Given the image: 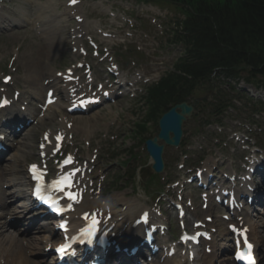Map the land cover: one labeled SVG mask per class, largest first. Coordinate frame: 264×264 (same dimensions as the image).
<instances>
[{
  "label": "trees",
  "instance_id": "obj_1",
  "mask_svg": "<svg viewBox=\"0 0 264 264\" xmlns=\"http://www.w3.org/2000/svg\"><path fill=\"white\" fill-rule=\"evenodd\" d=\"M195 1L201 8L208 6L205 9L210 14H218L214 34L225 30L229 38L237 34L240 47L238 53L229 58L230 62L245 63L258 73H264V0Z\"/></svg>",
  "mask_w": 264,
  "mask_h": 264
},
{
  "label": "bare ground",
  "instance_id": "obj_2",
  "mask_svg": "<svg viewBox=\"0 0 264 264\" xmlns=\"http://www.w3.org/2000/svg\"><path fill=\"white\" fill-rule=\"evenodd\" d=\"M39 0H23L22 4L19 5L18 11L20 13V17L26 19L28 18L30 15L28 14V11L25 10L26 4L27 3H32L36 5V9H35V13L33 15V17H41L39 11H40V7L41 5L36 4V2H38ZM2 16V15H1ZM0 16V17H1ZM12 22H16V21H12ZM60 22H62V20H60ZM14 24V23H13ZM12 25V23H11ZM10 27V26H9ZM27 47L29 49L25 50V54L27 56H29L30 59V63L32 65V67L34 66V68L38 67L40 70H42L43 68V54H42V50L39 47H36V43L34 41H30L27 43ZM33 90L36 91L37 93H41L43 94L45 91V85L44 83L41 84V78L39 77L37 79V81L34 84ZM1 96V94H0ZM25 100H27L26 98H24ZM24 104L23 102L21 103V105ZM54 106H59V108H61V105L56 103L52 106L49 107V109H52ZM34 111V110H33ZM97 115H94V117H96ZM46 118V117H45ZM83 118H78V120H82ZM44 121V118L41 120ZM40 121V122H41ZM66 125V124H64ZM87 133H89V131H87ZM15 135H19L18 133H16ZM27 141H24V146H27ZM12 142V140H11ZM22 151H20L21 153ZM25 154V155H24ZM23 155V159L24 162H26V158H27V154L24 153ZM21 160V158L19 159ZM18 160V161H19ZM17 163V161H16ZM6 169V168H5ZM4 168L0 167V184L1 182L3 184H9L11 187V191L12 192H18L19 190L21 191L22 188H26L27 187V180L25 179V177H21L20 175H22V172L20 169H17L16 164L9 170V174L8 172L5 170ZM19 175L20 178H16L15 176ZM0 205L3 206L4 202L2 201V203L0 202ZM97 205V202L93 203V206ZM213 208L211 207V211L212 212ZM209 215L211 213H208ZM249 221L250 217H248ZM220 223V225H223V221L221 219H219L218 221ZM253 221H251L252 223ZM253 226H254V236L256 238L257 244L260 247V254L262 256H264V251L262 250L264 247V236H262L259 232V228L260 226L256 225L253 222ZM35 239V238H33ZM11 238L8 239V241H10ZM30 243L32 244V248L36 249L35 245L32 242H28V246L30 245ZM218 244L214 243V248L215 250H217V253L220 252L221 250V246H217ZM28 246H26L24 244V242H20V240L18 239H13L10 241L9 244H5L3 245V240H0V248L3 250L4 252V258L7 260V263L10 264H40L38 262H35L34 260H32V258H29L27 256V251L29 250ZM27 247V249L25 248ZM216 253V251H215ZM216 255H208L206 256L203 260H199L198 264H213V260L215 259Z\"/></svg>",
  "mask_w": 264,
  "mask_h": 264
},
{
  "label": "rangeland",
  "instance_id": "obj_3",
  "mask_svg": "<svg viewBox=\"0 0 264 264\" xmlns=\"http://www.w3.org/2000/svg\"><path fill=\"white\" fill-rule=\"evenodd\" d=\"M8 2V4L10 6H13V8H16V7H19L20 4H22L23 0H6ZM43 1H46V0H43ZM33 9H34V6L30 3H28L25 7V10H27L29 13H32L33 12ZM18 19L19 17L16 16ZM33 21L34 19H31V20H24V19H21L20 20V23L22 26H19L18 28H12L11 30L9 31H3L1 30L0 32V53H3V50H10V53L12 52V49L14 47V45L16 43H19V41H24V46L22 47V50H25V49H29L27 47V43L30 42V41H34L36 43V47H39V43L37 42V39L35 37V34H34V31H33ZM4 45H6V49H4ZM10 58L8 57H4L2 55H0V69H4L5 68V64L8 62ZM58 63V61L54 62V64L56 65ZM118 107L120 106H117L116 109H118ZM115 110L113 111H110L109 109L107 110H104L103 113H106L108 114V116L110 114H112ZM105 116H103L101 119H103ZM99 119V121L101 120ZM128 119H130L128 117ZM190 127L191 129L194 128V126L196 125V122L195 121H192L190 122ZM129 126V124L127 125V127ZM93 129H102L103 131H105V128L102 127L101 125L98 124V126H93ZM96 136H100V133H97ZM32 152H34V150H32ZM32 155L34 156V154L32 153ZM109 161L110 160H104L102 162H100L101 166L102 167H107V168H110L108 166L109 164ZM7 165V164H6ZM5 165V166H6ZM112 168V167H111ZM113 171L110 170L109 171V174H111ZM112 179V178H110ZM111 197H113L115 195L114 192L110 191L109 194ZM227 248V247H226ZM42 256H38V258H41ZM224 259L225 257H220L218 260V262L216 264H229V263H225L224 262Z\"/></svg>",
  "mask_w": 264,
  "mask_h": 264
},
{
  "label": "snow or ice",
  "instance_id": "obj_4",
  "mask_svg": "<svg viewBox=\"0 0 264 264\" xmlns=\"http://www.w3.org/2000/svg\"><path fill=\"white\" fill-rule=\"evenodd\" d=\"M77 2V0H71V3L75 4ZM8 101H4L2 104H0V107H3L5 104H7ZM59 139V138H58ZM71 162V157H69L67 160L64 161L65 164L70 163ZM30 172L32 173V178L34 181L37 182L36 187L34 189V195L43 198L41 193L45 187L44 182H43V178L45 173L35 164L30 166ZM74 173H65L64 175L60 176L58 179L53 180L51 182L50 185H48L49 188L54 189L56 191H65L66 188H71L72 185V180L71 177ZM78 193H74V192H67V197L69 200H73V201H77L78 200ZM84 219H88V214H85ZM97 223V221L93 218L92 219V225L95 226ZM247 243V241H246ZM248 248L251 250L252 249V245L250 243L247 244ZM58 251L63 252L64 249L60 248L58 249ZM251 264H255L254 260L251 262Z\"/></svg>",
  "mask_w": 264,
  "mask_h": 264
},
{
  "label": "water",
  "instance_id": "obj_5",
  "mask_svg": "<svg viewBox=\"0 0 264 264\" xmlns=\"http://www.w3.org/2000/svg\"><path fill=\"white\" fill-rule=\"evenodd\" d=\"M171 127H172L173 129H175V126H174V125H172Z\"/></svg>",
  "mask_w": 264,
  "mask_h": 264
}]
</instances>
